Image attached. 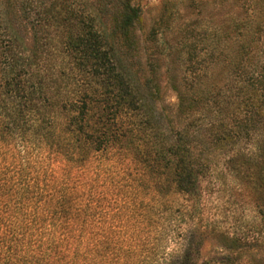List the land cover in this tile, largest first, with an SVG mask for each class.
<instances>
[{
    "label": "trees",
    "instance_id": "16d2710c",
    "mask_svg": "<svg viewBox=\"0 0 264 264\" xmlns=\"http://www.w3.org/2000/svg\"><path fill=\"white\" fill-rule=\"evenodd\" d=\"M75 1L0 0V264H144L175 234L165 195L194 198L219 156L264 169V65L199 107L176 92L173 123L157 85L131 79L108 41L136 49L140 7L101 0L116 8L106 34ZM20 29L37 45L24 49ZM174 32L153 25L146 39L167 56ZM194 34L181 37L189 76L221 32ZM193 237L177 264H199Z\"/></svg>",
    "mask_w": 264,
    "mask_h": 264
},
{
    "label": "rangeland",
    "instance_id": "374dc122",
    "mask_svg": "<svg viewBox=\"0 0 264 264\" xmlns=\"http://www.w3.org/2000/svg\"><path fill=\"white\" fill-rule=\"evenodd\" d=\"M132 2L143 15L136 31V49L128 52L115 36L108 41L131 79L139 85L145 79L157 85L160 100L156 105L173 123L179 120L175 116L176 92L185 97L184 105L194 100L190 105L199 107L201 102L197 105V101L207 98L210 90H224L234 83L242 67L264 65V0ZM73 8L95 16L98 27L109 34L113 25L110 14L116 8L101 0H76ZM104 11L106 15L101 16ZM153 25L176 31L166 39L170 46L167 56L157 46L160 41L146 39ZM205 28L221 32L220 41L211 56L210 45H202L200 70L189 76L184 54L187 48L181 37L192 39L195 32ZM16 34L24 49L37 45L29 32L20 29ZM171 84L177 86L176 91ZM223 156L216 157L211 172L201 178L199 194L194 198L182 194L164 196L169 202L166 206L173 212L175 234L153 259H144L146 264H177L181 244L193 236L194 242L201 243L199 264H264V169L254 165L246 168L245 163L239 171L228 169ZM164 258L173 262L165 263Z\"/></svg>",
    "mask_w": 264,
    "mask_h": 264
}]
</instances>
